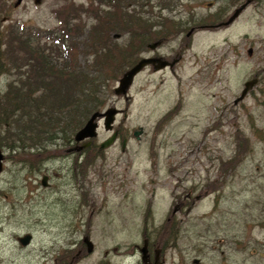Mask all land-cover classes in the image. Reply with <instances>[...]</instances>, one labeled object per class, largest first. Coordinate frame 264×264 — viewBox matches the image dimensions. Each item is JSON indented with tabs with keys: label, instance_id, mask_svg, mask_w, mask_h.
I'll list each match as a JSON object with an SVG mask.
<instances>
[{
	"label": "rangeland",
	"instance_id": "1",
	"mask_svg": "<svg viewBox=\"0 0 264 264\" xmlns=\"http://www.w3.org/2000/svg\"><path fill=\"white\" fill-rule=\"evenodd\" d=\"M117 1L120 10L128 4ZM15 2L0 0V28L6 36L10 25L15 32L17 25H22L25 31L55 33L60 25L57 12L62 6L72 3L67 17L75 19L69 23L80 31L74 37L78 43L74 66L67 63L63 67V62L52 55L57 68L66 72L64 74L79 73V68L85 73L96 70L95 57L84 46L89 29L95 22L87 10L89 6H97V12L103 14L108 9L106 5L100 0H22L19 6L14 7ZM244 2L172 0L171 9H159L157 0H151L147 6L129 2L125 10L133 16L135 25L132 30L124 27L106 33L104 43L111 49L98 64L100 70L95 72L101 87L96 110L104 112L110 107L127 109L128 120L124 122L125 129L129 131L127 143L124 152L119 143L99 150L100 143L108 137L100 127L93 147L86 150L84 187L88 196L85 197L84 217L80 222L73 217L74 209L78 207L77 198L70 199L62 194L69 188V174L57 169L54 161L57 155L67 156V147L63 148L60 138L45 141L63 124L37 138L40 143H31L26 137H21L22 140L13 147L8 144L9 138L1 136L6 147L0 148L4 157L0 173V263L51 261L73 250L87 234L94 250L87 257L86 264H141L140 253L135 247L142 246L144 217L149 210L152 187L149 180L156 176V197L151 206L154 217L160 218L168 211L174 194L185 196L191 193L194 204L184 217L182 234L185 263L191 264L197 258L200 264H264V73H253L264 67V0H252L230 28L200 31L194 35L193 47L185 53V72L179 74L183 86V111L155 137L151 138L148 133L152 127V107L158 106L160 112L169 101L168 105L172 100L177 102L172 94L177 88L172 76L166 72L149 76L151 69L145 68L128 92L130 101H124L113 92L130 64L151 55L146 47L148 43L165 36L170 39L178 36L175 35L177 29H172L176 27L175 21L187 23L189 17L188 20L193 18V21L201 23L209 20L212 24V18L219 15L225 19ZM119 15L122 18V11ZM164 17L173 19L174 23L169 22L165 27L168 22ZM12 40L14 42V38ZM226 41L232 48L228 55ZM176 43L177 40L168 41V46L174 47ZM243 43L246 46L241 50V58L231 57L234 49L238 50ZM48 45L49 42L46 48ZM250 47L254 49L252 57L245 55ZM48 48L53 49L52 46ZM120 52H123L122 60L116 57ZM193 55L194 58H210L213 62L225 60L223 69L214 73L210 84L207 81L209 76L203 77V83L198 85L188 82L187 78L200 65L193 66ZM30 74L22 75L21 79ZM254 75L258 76V84L240 105L224 111L230 100L239 97L243 83ZM159 80L164 81L161 90L155 89ZM8 82L6 76H0V94L7 90ZM93 112L95 110L91 114ZM221 114H227V118H220ZM79 117V112L73 111V118L67 119L71 123L80 119L82 127L89 117ZM122 122V116L117 115L115 123ZM76 127L71 124L64 126L67 132ZM139 127L144 132L137 140L130 131ZM79 129L74 131L72 138ZM21 143H24L23 148ZM53 152L56 156L52 155ZM153 154L159 156L153 158ZM68 157L72 159L73 156ZM118 158L130 160L132 172L136 174L132 196L129 203L123 205L117 204L118 199L108 191L117 182L111 167ZM66 162L67 165L72 164L68 160ZM153 165L158 168L155 175L151 172ZM171 165L175 167L172 173ZM37 166H41L46 175L54 171L57 174L58 179L53 181L59 184L58 202L54 201L51 190L40 186L38 174H29L36 179L34 182L27 178V170ZM177 184L178 188H175ZM196 197L199 199L195 200ZM79 225L81 233L71 237L67 228ZM25 234H30L32 241L29 246L22 247L17 238ZM176 263V252L169 251L167 264Z\"/></svg>",
	"mask_w": 264,
	"mask_h": 264
},
{
	"label": "trees",
	"instance_id": "2",
	"mask_svg": "<svg viewBox=\"0 0 264 264\" xmlns=\"http://www.w3.org/2000/svg\"><path fill=\"white\" fill-rule=\"evenodd\" d=\"M100 1L108 8L103 14L97 12V6H89L87 10L95 21L84 43L85 50L92 52L95 57L96 70L93 73H85L84 69L79 68V73L64 74L66 72L57 68L52 55L55 54L63 62V67H66L67 63L74 66L78 45L74 37L80 31L69 23L75 19L67 17L72 3L62 6L57 12L60 25L55 33L30 29L25 31L22 25H17L15 32L10 25L6 36L3 28H0V76H6L9 81L7 90L0 94V148L6 147L2 142V135L6 139L9 138L8 144L11 143L13 147L22 140L21 137H26L31 143H40L37 138L51 133L54 127L61 123L62 127L58 128L55 134L47 136L45 141L52 142L57 138L64 142L72 140L74 131L81 127L80 119L77 122H69L68 119L73 118V111L79 112V118L86 119L93 110H98L101 87L95 72L100 70L98 64L111 49L104 43L107 39L106 33L124 27L132 30L135 19L125 8L129 2L147 6L151 0H121V3L128 2L121 7L122 10L118 8L117 0ZM171 2L172 0H157V6L159 9H171ZM120 11L122 18L118 16ZM118 17L122 19L120 23ZM164 20L174 23L167 17H164ZM141 23L139 22V25ZM13 38L14 42H11ZM48 42V47L52 46L53 49L46 48ZM122 55L123 52H120L116 57L122 60ZM134 64H130L129 68ZM11 71L15 73H10ZM26 73L31 74L22 80L21 76ZM68 124L78 127L67 132L64 126ZM23 144L21 143V148L24 147Z\"/></svg>",
	"mask_w": 264,
	"mask_h": 264
},
{
	"label": "flooded vegetation",
	"instance_id": "3",
	"mask_svg": "<svg viewBox=\"0 0 264 264\" xmlns=\"http://www.w3.org/2000/svg\"><path fill=\"white\" fill-rule=\"evenodd\" d=\"M252 2V0H251ZM250 2V4H251ZM249 4V5H250ZM207 6H210V3L207 4ZM241 6V5H240ZM248 7V6H247ZM246 7V8H247ZM245 8V9H246ZM237 9L234 8L230 16L226 17H221L219 15L215 16L212 18V24L210 23L209 20H205L206 23H201L199 21H193V18H190L188 20L187 18V23H179L178 21H175L176 24H174V28L172 29H177V32L175 35L178 34V36L174 39H170V37H163L159 38L155 41H152L150 43H155L156 41L161 40V44L154 50H149L151 52V55L149 56L150 58L156 57V58H161L162 61L167 62V66L163 68L162 70L155 71L154 66L155 65H149L146 68L151 69V73H148L149 76L158 74V72H166L167 74L172 76V79L176 81V89L173 90V99H177V102L175 100L171 101V104L169 102L167 103L166 107L162 108L161 111H158V106L152 107L150 115L152 116V127L149 130V135L155 137L158 135L161 131L162 128L165 127L170 123V121L174 120L180 112L183 111V105H184V98H183V86H182V79L180 77V73L185 72V66L183 63L185 62V53L190 51L193 47V37L196 33L200 31H206V32H215L219 29L222 28H230L233 26L235 21L241 16V14L245 11V9L239 14V16L228 26H220L217 27L219 24L224 23L227 21L233 12ZM193 17L192 15H190ZM173 20V19H171ZM192 20V21H191ZM170 23H166L165 27ZM184 33V34H183ZM177 40L178 43L175 44V46H168V41L172 42ZM246 42V41H245ZM226 45L229 47L226 49L228 55V51H231L232 48L230 46V43L226 41ZM240 46V45H239ZM246 44L243 43L242 46L238 48V50L234 49V52H232L231 57H239L241 58V50H245ZM163 49L162 52H160ZM254 54V49L253 47L247 48L245 51V55L248 57H252ZM194 58V55L192 56V60ZM200 62V63H199ZM225 60L218 59V61H212L210 58L206 57H198L194 58L193 61V66H196L198 64V69L196 72L192 73L190 78L188 79V82L190 84L196 83L197 85L200 83H203L204 78L206 76H209V79L207 80L208 83L210 84L214 77V73H220L221 70L223 69L222 66L224 65ZM179 71H178V69ZM253 73H264V67L259 71L256 70ZM201 75V76H200ZM250 80H257L256 84L246 93L245 97L236 102L237 98H234L227 103L224 107V111L227 109H230L231 106L236 107L241 104V102L246 98V96L249 94V92L258 84V76L254 75V77ZM250 80H246L243 83V88L241 92L244 89V84ZM164 84L163 80H159L158 84L155 86V89H160L162 85ZM179 87V88H178ZM240 92V95H241ZM239 95V96H240ZM130 101V98L128 99ZM127 101V102H128ZM120 112L118 115L122 116V123L116 124L115 120L112 125L111 129L105 130L103 127V119L99 120V126H98V132L100 130V127L103 128V130L108 133V137L105 138L104 140L108 139L109 137L115 135V139L113 144L119 143L121 147V151H125V146L127 143V132H129L127 129L124 127V122L128 120L127 118V109H118ZM227 118V114H221L220 118L224 119ZM132 137H135V133L140 132L139 136L144 132L142 127H139L138 130L132 129L131 131ZM136 139V138H135ZM139 139V137H138ZM137 139V140H138ZM96 142V139H94L89 148L94 145ZM83 142L76 143L73 140H67L66 142L63 141V148L67 147L65 152L67 156L61 157L57 155L56 160V166L57 169H63L66 174H69V188L67 191L62 192L63 196H67L70 199L73 197L77 198L76 207L74 209V215L73 217L78 219L79 222L82 220L83 212L85 210V200L88 196V191L84 187L85 185V179L87 175V156H86V150H82L80 152H71L69 149H71L73 146H79ZM112 144V145H113ZM99 147V146H98ZM88 149V148H87ZM158 154V153H157ZM153 154L152 157L156 158L159 155ZM52 155H55L54 152ZM40 156V154H39ZM56 156V155H55ZM68 156H73L72 159H69ZM169 157H172L170 155ZM66 160L68 162L72 163L71 165H67ZM115 165L112 168L114 170V178L117 181L116 184L113 187H110L108 191L111 194H114L115 197L118 199L119 205L123 204H128L129 203V198L132 196V191L131 188L135 183L136 180V174L132 172L133 167L130 165V160H122L118 158L117 160L114 161ZM59 164V165H57ZM152 164H155V161H153ZM174 165L170 166V172L174 170ZM158 168L153 165L151 172L155 175L157 172ZM28 174L27 178L32 179V181H36L34 177L29 176L31 173H36L39 176L38 182L40 186L45 189V190H51V195L55 196L54 201L58 202L60 199L57 197L58 191H57V183H55L53 180L58 179L57 174L54 172H51V174L46 175L44 173V170L41 166L33 167V169H28L27 172ZM61 178V177H60ZM59 178V179H60ZM155 179L156 176L151 177L149 180V184L152 186L151 191H150V200H149V210L145 214L144 217V231H143V242L146 243V255H145V261L144 263L141 262V254H140V263L141 264H167V257L169 255V251H175L177 255V263L176 264H187L184 262V254L185 251L182 247V234L184 231V217H187L188 213L192 209V205L194 204L191 193H187L185 196L179 195V193H176L173 195L172 199V204L170 205L168 211L164 213L160 218L154 217V213L151 212V206L153 205V201L156 197L155 194ZM175 188H178V184L175 186ZM107 191L105 192L106 195ZM196 199H199V197H196ZM185 212V213H184ZM92 216H90L91 219ZM86 221H88V217L85 218ZM67 233L71 237H75L76 235L81 233V225L78 227L76 226H71L67 228ZM87 233V230H86ZM30 236V242L32 241V236L30 234H25ZM89 237L87 234L82 236V240L80 243L75 244L74 249L68 252H64V255H60L55 257L53 260L48 261V262H28V263H22V264H86V259L89 255L93 253H88L87 251V246L83 242V238ZM22 237H18L17 241L19 242V239ZM29 242V244H30ZM29 244L27 246H29ZM21 245V244H20ZM22 246V245H21ZM25 246V247H27ZM23 247V246H22ZM94 247V246H93ZM140 248L139 246H136L135 249L139 251L140 253ZM94 250V248H93ZM170 253V257H172ZM195 259V258H194ZM193 259V260H194ZM193 260L191 264L193 263ZM2 264V263H0ZM98 264H103V263H98Z\"/></svg>",
	"mask_w": 264,
	"mask_h": 264
},
{
	"label": "water",
	"instance_id": "4",
	"mask_svg": "<svg viewBox=\"0 0 264 264\" xmlns=\"http://www.w3.org/2000/svg\"><path fill=\"white\" fill-rule=\"evenodd\" d=\"M22 0H16V2L13 4L14 7H17L21 4ZM251 2V0L245 1L244 4H242L239 8H237L231 17L224 23L219 24L217 27L220 26H228L231 24L238 16L239 14L247 7V5ZM161 44V40L149 44L147 46L148 49L154 50L156 47H158ZM149 65H155L154 70H162L167 66V62L162 61L161 58H142L139 61H137L131 68L127 69L121 76V78L118 80L116 87L114 88L113 92L115 96L118 97H123L125 101H128L129 96L128 92L131 88V86L134 83L135 78L140 74V72L146 68ZM257 80H250L244 84V89L241 92L240 97L236 100V102L242 100L246 93L256 84ZM120 111L117 110L115 107L108 108L104 112H94L90 118L86 121V123L83 125V127L78 130L74 136V141L76 143L85 141V140H90L82 145L79 146H74L69 151L71 152H80L86 148H88L91 144V140L97 137V127H98V121L99 119H103V126L105 130L111 129L112 125L115 120V116L119 113ZM140 132L135 133V137L138 139ZM115 139V135H113L111 138L107 139L103 143L100 144L99 150L106 149L110 147L113 144V141ZM3 169V154L0 151V173L2 172ZM30 236L25 235L24 237L19 239V243L22 246H27L30 242ZM83 242L87 246V251L88 253H91L93 251V244L89 240L88 237L83 238ZM141 253V260L142 263L145 261V255H146V244L144 242L143 247L140 249ZM194 264H199V260L195 259Z\"/></svg>",
	"mask_w": 264,
	"mask_h": 264
},
{
	"label": "bare ground",
	"instance_id": "5",
	"mask_svg": "<svg viewBox=\"0 0 264 264\" xmlns=\"http://www.w3.org/2000/svg\"><path fill=\"white\" fill-rule=\"evenodd\" d=\"M245 1H247V0H245ZM244 3H245V2H244ZM244 3H243V4H244ZM249 4H250V3H249ZM249 4H248V5H249ZM248 5H247V6H248ZM239 7H240V6H239ZM239 7H238V8H239ZM225 22H226V21H225ZM156 42H157V41H156ZM149 44H152V43H148L147 46H148ZM147 46H146V47H147ZM147 49H148V48H147ZM139 60H140V59H139ZM139 60H138V61H139ZM89 240H90V239H89ZM91 243H92V242H91ZM145 244H146V243H145ZM143 245H144V243H142L141 248L143 247ZM93 246H94V245H93ZM141 248H140V249H141ZM140 254H141V253H140ZM141 262H142V260H141Z\"/></svg>",
	"mask_w": 264,
	"mask_h": 264
}]
</instances>
